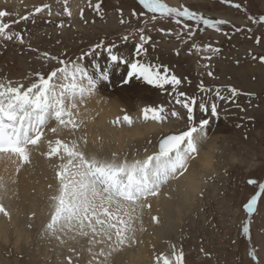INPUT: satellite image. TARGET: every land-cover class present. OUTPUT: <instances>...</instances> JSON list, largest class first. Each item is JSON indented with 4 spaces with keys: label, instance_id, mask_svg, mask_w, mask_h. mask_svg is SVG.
Listing matches in <instances>:
<instances>
[{
    "label": "rangeland",
    "instance_id": "1",
    "mask_svg": "<svg viewBox=\"0 0 264 264\" xmlns=\"http://www.w3.org/2000/svg\"><path fill=\"white\" fill-rule=\"evenodd\" d=\"M97 2L102 5V15L94 8ZM163 2L172 7L185 5L206 17L224 19L229 23L221 25L219 31L199 25L204 31L197 28L189 39L186 32H181L182 26L171 19L160 18L157 14V19L151 20V14L142 9L138 0H68L71 17L64 14V0H0V10L12 13L3 18L4 22L27 15L45 3L52 13L48 15L45 9L11 26L10 30L19 32L24 42L0 40V78L27 84L34 79L35 73H47L57 66L56 61L47 60L43 53L75 60L101 40L106 45L115 43L116 50L125 55L134 54L135 45L140 42L138 29H143L144 35L151 37L145 45L147 53L144 60L167 66L169 73L182 79L179 91L195 95L198 101L205 97L209 104L215 101L219 113L218 117H210L205 129L206 137H219L212 164L204 173L205 183L184 207H180V215L175 213L172 219L162 222L156 242L152 244L155 251L150 255L151 263L154 264L155 255L161 252L170 254L172 245H175L177 250H183L186 264H264V195L254 213L249 215L244 209V204L258 191V185H249L247 181L264 182V63L252 59L253 55H264V23L248 20L249 16L258 18L264 15V0H232L234 4L241 5L239 9L221 3V0ZM133 10L137 13L144 11L145 15L134 17L131 15ZM121 19L125 23L122 24ZM61 22L64 27H57ZM235 28L242 31L236 32ZM249 28L251 31L247 30ZM159 29H172L173 34L167 35ZM177 32H181L179 39L175 35ZM126 35L129 40H122ZM257 37L260 38L259 44L256 43ZM193 44L199 47H193ZM204 45L218 48L219 52L206 51ZM98 51L103 53V49ZM82 63L94 72L93 63H99L101 68L106 66V53L86 57ZM208 72L213 76L210 77ZM125 74L124 66L113 69L108 81H113V84L101 88L102 95L110 98L108 92L115 87L126 88L127 85L120 80ZM249 79H254V82ZM201 82L206 88L219 87L225 97L230 96L229 86L238 89L239 94L228 100H217L214 92L199 90ZM128 85L132 103L129 106L122 101L119 107L121 116H117L122 119L124 114H128L133 118L129 130H134V133L130 137L123 136L124 140L127 139L124 141V155L140 158L144 153L155 150L161 135L185 129L187 121L185 110L175 104L168 92L149 86L143 80L133 79ZM168 91H171L170 87ZM157 105L168 111L174 108L185 118L170 117L161 124L139 117L143 107ZM195 115L197 123L201 118H209L198 107ZM147 128L151 129L145 130ZM19 199L0 187V204L6 210L12 207L10 213L14 214V222L18 225L21 222L19 226L25 229L24 236L15 241L12 225L7 223L5 234H0V264H68V257L72 258V264H89L87 255L91 254L89 244L84 243L85 238L72 240L62 236L64 242L61 243L46 235L49 208L45 209L37 200L28 206ZM246 222L249 227L247 234L243 231ZM69 248H74L75 252H70ZM249 252L255 253L256 260L249 256Z\"/></svg>",
    "mask_w": 264,
    "mask_h": 264
},
{
    "label": "snow or ice",
    "instance_id": "2",
    "mask_svg": "<svg viewBox=\"0 0 264 264\" xmlns=\"http://www.w3.org/2000/svg\"><path fill=\"white\" fill-rule=\"evenodd\" d=\"M64 3V14L71 17L72 13L67 7L68 0H64ZM138 3L151 14V20H156L158 14L160 18L171 19L175 24L182 26L181 32H186L189 39L197 28L204 31L199 25L219 31L221 25L229 23L224 19L206 17L185 5L169 6L163 0H138ZM221 3L237 9L241 7L232 0H221ZM94 8L102 15L100 2H97ZM45 9L48 10V15L52 14L50 6L45 3L35 7L33 12L10 22H4L3 18L11 16L12 13L0 10V40L17 39L23 43L22 35L11 31V26L28 20ZM131 15L144 16L145 12L137 13L133 10ZM248 20L264 23V15L258 18L249 16ZM120 22L125 23L123 19ZM191 22L197 27L194 28ZM57 27H64V24L61 22ZM247 30L251 31L250 28ZM159 31L167 35L173 34L172 29ZM235 31L240 32L242 29L235 28ZM138 32L140 42L135 45L134 54L125 55L116 50L115 43L106 45L105 41L101 40L75 60L43 53L47 60L56 61L57 66L47 73H35L34 79L27 84L0 78V155L12 159L16 164V172H19L23 166L31 164L33 153L39 151L41 145H46L47 150L41 151L40 154L49 160L55 159L58 163L52 165L57 188L55 194L49 197V219L45 225V234L60 240L61 243L64 242L62 236L72 240L77 237L88 238V251L92 255L89 264H111L113 253L137 243V229L133 218L136 207L150 208L151 205L147 202L149 198L157 196L169 179L187 171L189 161L199 154V144L206 135L205 129L210 123V117L219 115L215 101L209 104L206 97L198 101L195 95L189 96L179 91L181 78L169 73L167 66L144 60L147 53L145 45L151 37L145 36L143 29H138ZM181 32L175 33L178 39ZM122 40L128 41L129 36L122 37ZM256 43H260L259 37ZM193 47L199 46L193 44ZM203 47L206 51L219 52L218 48H212L211 45ZM100 49H103V53L98 51ZM104 53L107 64L103 68L99 63H93L94 72H90L82 63L86 57H96ZM252 59L264 63V55H253ZM121 66L126 69V74L120 77L123 85H128L133 79L143 80L149 86L168 92L175 104L185 110L186 128L161 135L156 150L142 159H121L116 153H112L110 157H102L86 150V139L78 141L61 138L65 130L74 133L81 127L82 121L77 119L80 105L97 92L100 82L110 80L113 69H119ZM208 75L211 77L213 73L208 72ZM198 88L201 92H214L216 99L221 101L239 94L238 89L232 86L227 88L229 97L221 95L219 87L206 88L203 82ZM197 107L209 118H201L197 123ZM140 113L144 121L151 120L161 124L167 122L170 117L185 118L174 108L168 111L162 105L145 106ZM113 123H126L131 126L133 118L124 114L122 119L117 117ZM49 133L55 139L50 138ZM247 183L258 185V191L244 204V209L251 215L264 195V182L258 183L255 179H249ZM49 188H52L51 184ZM0 213L10 215L2 204ZM151 219L153 223H159L158 217L152 216ZM243 231L245 234L249 232L248 222L245 223ZM96 247L98 250H94ZM69 251L75 252V249L69 248ZM248 254L256 260L254 252ZM67 259L68 264H72V258ZM154 264H186L184 252L172 245L170 254L161 252L155 255Z\"/></svg>",
    "mask_w": 264,
    "mask_h": 264
},
{
    "label": "bare ground",
    "instance_id": "3",
    "mask_svg": "<svg viewBox=\"0 0 264 264\" xmlns=\"http://www.w3.org/2000/svg\"><path fill=\"white\" fill-rule=\"evenodd\" d=\"M249 80L254 82V79ZM109 84L112 85L113 81H111V83L102 81L98 84L97 92L86 98L85 102L79 107V116L77 119L82 121L81 127L74 133L65 130L61 138L78 141L86 139V150L90 153H97L102 157H110L112 153H116L121 159H142L155 151L156 148L155 150L152 149L144 153L140 158H137L135 155L126 157L124 155V141L127 139L124 140L123 136L127 135L130 137L129 135H132L134 130L130 131L129 129L131 126L126 123H113L117 117L121 116L119 107L122 101H126L129 106L132 103L130 99L132 93L129 94L128 91L129 85H127L126 88L115 87L108 92L110 96L108 93L106 94L110 98H106L102 95L103 91L101 88H106ZM117 114H120V116H117ZM151 125L152 124L149 126ZM150 129L147 128L145 130ZM49 137L55 139L51 133H49ZM218 138L205 136L199 144V154L189 161L187 171L184 172L183 175H178L174 179H169L168 182L161 187L157 196L150 197L147 201L151 205L150 208L141 209L138 206L136 207L133 218L134 226L137 229L135 233L137 243L130 247H124L122 250L118 251V253H113V260H111L112 264H152L150 255L155 251V248H152V244L156 242L154 240L158 237L159 227L161 228L162 222H167L169 219H172L173 214L177 213V215H180V207H184V204L189 202L190 198L196 195L198 190L205 183L203 181L205 177L204 173L212 164L213 156L218 146L217 143L219 142ZM46 150V145H41L40 150L33 153L31 164L23 166L19 172H16V164L12 159L0 155V187L6 189L13 198L17 197V200L20 198L19 200L25 201L28 206H31L33 201L37 200L40 201L41 206L45 209L49 208V197L55 194L57 188L52 165L58 163V161L55 159L49 160L40 154L41 151ZM50 184L52 188H49ZM11 210H13L12 207L7 208L10 214L9 216L0 215V234H5L6 225L10 222V225H12L11 232L15 237V241H18L24 236L25 229L22 228L23 226H19L21 222L19 225L14 222L15 217L14 214L12 215L10 213ZM152 216L158 217L159 223H153L151 219ZM9 231H7V234ZM26 238L27 237H25V239ZM84 243L88 245V238H85ZM87 257H90L88 258L89 261L92 260L91 255H87Z\"/></svg>",
    "mask_w": 264,
    "mask_h": 264
},
{
    "label": "water",
    "instance_id": "4",
    "mask_svg": "<svg viewBox=\"0 0 264 264\" xmlns=\"http://www.w3.org/2000/svg\"><path fill=\"white\" fill-rule=\"evenodd\" d=\"M169 134H171V133H169ZM159 141V140H158ZM157 144H158V142H157ZM156 147H157V145H156Z\"/></svg>",
    "mask_w": 264,
    "mask_h": 264
}]
</instances>
